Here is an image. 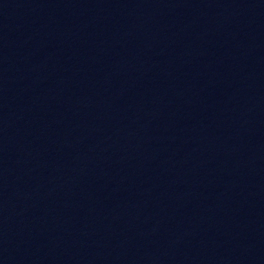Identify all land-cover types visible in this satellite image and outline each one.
<instances>
[{
	"label": "water",
	"instance_id": "1",
	"mask_svg": "<svg viewBox=\"0 0 264 264\" xmlns=\"http://www.w3.org/2000/svg\"><path fill=\"white\" fill-rule=\"evenodd\" d=\"M0 264H264V0H0Z\"/></svg>",
	"mask_w": 264,
	"mask_h": 264
}]
</instances>
